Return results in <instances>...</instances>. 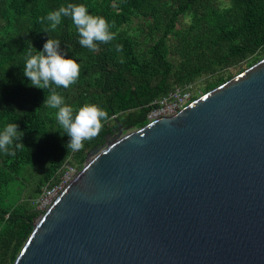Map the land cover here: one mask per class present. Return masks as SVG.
<instances>
[{"label": "water", "instance_id": "95a60500", "mask_svg": "<svg viewBox=\"0 0 264 264\" xmlns=\"http://www.w3.org/2000/svg\"><path fill=\"white\" fill-rule=\"evenodd\" d=\"M14 264H264V59L92 150Z\"/></svg>", "mask_w": 264, "mask_h": 264}, {"label": "trees", "instance_id": "16d2710c", "mask_svg": "<svg viewBox=\"0 0 264 264\" xmlns=\"http://www.w3.org/2000/svg\"><path fill=\"white\" fill-rule=\"evenodd\" d=\"M222 2L0 0V129L16 123L20 131L15 155L0 153V264L15 263L43 214L37 199L46 186L57 184L67 164L82 169L88 154L119 126L124 131L145 127L152 104L175 88L204 79L207 94L264 59V0ZM69 3L103 17L115 38L95 52L83 48L70 17L44 33L48 22L42 19ZM186 16L191 23L181 29ZM136 17L163 30L146 50L124 29ZM48 38L59 40L66 58L80 66L74 84L56 89L65 103L74 114L86 104L97 105L108 117L76 152L65 147L70 138L55 110L43 106L49 90L28 87L23 76L28 53L37 54Z\"/></svg>", "mask_w": 264, "mask_h": 264}, {"label": "clouds", "instance_id": "9594fccd", "mask_svg": "<svg viewBox=\"0 0 264 264\" xmlns=\"http://www.w3.org/2000/svg\"><path fill=\"white\" fill-rule=\"evenodd\" d=\"M63 17L71 18L79 35V45L90 51L95 52L99 44H108L115 38L111 26L103 17L90 14L82 4L72 3L49 12L42 19V22H48L44 33L55 31ZM79 73V64L66 58V54L61 51L60 41L50 38L37 54L28 53L23 66V76L28 81V87L49 90L43 106L55 110L57 123L70 138L65 145L68 152L82 149L84 142L94 138L102 128V122L108 119L106 112L93 104L82 106L74 114L73 108L67 105L64 97L56 91L57 88H69L77 81ZM19 132L16 123L6 124L0 129V153L15 155L14 148L20 147L19 143L14 144L19 140Z\"/></svg>", "mask_w": 264, "mask_h": 264}, {"label": "built area", "instance_id": "2783aa9c", "mask_svg": "<svg viewBox=\"0 0 264 264\" xmlns=\"http://www.w3.org/2000/svg\"><path fill=\"white\" fill-rule=\"evenodd\" d=\"M192 86L193 84H187L182 87H177L169 94L155 101L148 114L149 123L161 118L174 116L192 103L194 99L193 93L191 92ZM73 168L74 166L67 164L57 184L53 187L48 185L44 188L43 193L36 201L39 211L49 209L70 184L68 180L69 171L73 170Z\"/></svg>", "mask_w": 264, "mask_h": 264}, {"label": "rangeland", "instance_id": "374dc122", "mask_svg": "<svg viewBox=\"0 0 264 264\" xmlns=\"http://www.w3.org/2000/svg\"><path fill=\"white\" fill-rule=\"evenodd\" d=\"M222 4L224 6L229 5V0H223ZM191 23V18L190 16L183 17L179 23V28H185ZM124 29L127 31V33L133 37H136V39L140 42L141 50H146L149 45L154 41L157 40L163 30H157L155 28V22L153 20L145 21L142 19V17H136L132 20L130 24L124 27ZM204 87H205V80L200 79L198 80L195 84H193L191 88V92L193 93L194 97H201L204 95ZM136 130V129H128L124 131V134L130 133V131ZM86 163L84 164L83 168L85 167ZM82 168V169H83ZM79 169L78 166H74L73 170L69 171V182H71L82 170ZM37 210L38 206L36 205ZM48 209L42 210L43 214L46 213Z\"/></svg>", "mask_w": 264, "mask_h": 264}, {"label": "flooded vegetation", "instance_id": "af4514ba", "mask_svg": "<svg viewBox=\"0 0 264 264\" xmlns=\"http://www.w3.org/2000/svg\"><path fill=\"white\" fill-rule=\"evenodd\" d=\"M116 133H117V132L114 131L112 134L107 135L105 143H104L103 145H100L99 148L105 146L106 143L110 140V136L112 137V136L116 135Z\"/></svg>", "mask_w": 264, "mask_h": 264}]
</instances>
